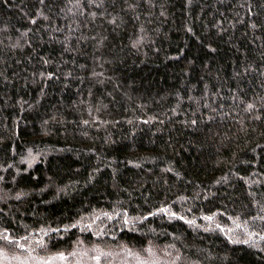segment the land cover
I'll list each match as a JSON object with an SVG mask.
<instances>
[{"label":"trees","instance_id":"1","mask_svg":"<svg viewBox=\"0 0 264 264\" xmlns=\"http://www.w3.org/2000/svg\"><path fill=\"white\" fill-rule=\"evenodd\" d=\"M59 256L264 264V0H0V263Z\"/></svg>","mask_w":264,"mask_h":264},{"label":"rangeland","instance_id":"2","mask_svg":"<svg viewBox=\"0 0 264 264\" xmlns=\"http://www.w3.org/2000/svg\"><path fill=\"white\" fill-rule=\"evenodd\" d=\"M65 258V257H64ZM23 260V259H21ZM64 259L62 258V256L59 257H55V258H50V260L45 261V264H50V263H54L56 261V264L59 263V261H63ZM30 261L32 262L33 260L30 258ZM152 260H143L140 262V264H149ZM160 261V259L158 260V262ZM9 264H14L13 260L10 258L7 261ZM1 264V263H0ZM159 264V263H158Z\"/></svg>","mask_w":264,"mask_h":264}]
</instances>
